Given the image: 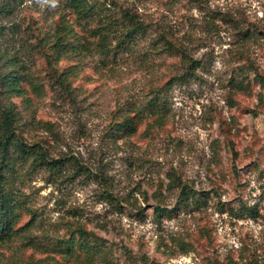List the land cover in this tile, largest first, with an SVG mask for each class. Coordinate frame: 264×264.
I'll return each mask as SVG.
<instances>
[{
    "label": "rangeland",
    "instance_id": "1",
    "mask_svg": "<svg viewBox=\"0 0 264 264\" xmlns=\"http://www.w3.org/2000/svg\"><path fill=\"white\" fill-rule=\"evenodd\" d=\"M86 2L81 19L68 0L0 6L20 131L64 164L16 167L32 215L0 264H65L44 252L77 223L111 264H264V0ZM125 13L145 32L117 45Z\"/></svg>",
    "mask_w": 264,
    "mask_h": 264
},
{
    "label": "trees",
    "instance_id": "2",
    "mask_svg": "<svg viewBox=\"0 0 264 264\" xmlns=\"http://www.w3.org/2000/svg\"><path fill=\"white\" fill-rule=\"evenodd\" d=\"M1 1V0H0ZM3 4L12 5L23 0H3ZM70 7L75 10V13L81 19L86 15L87 2L86 0H68ZM1 3V2H0ZM127 22L117 31H120L121 40L117 45L124 44L125 41H133L138 35L145 32L143 25L135 20L129 13L124 16ZM109 24V23H108ZM107 24V25H108ZM106 26V25H102ZM100 34V40L105 37ZM173 47L172 44H169ZM74 47V46H70ZM69 49V48H68ZM184 60V56H182ZM15 64L11 67H18ZM198 64L193 65L187 76L181 77L180 80H187L195 77V71L198 69ZM24 77L18 70H13L0 77V242L5 243L21 235L25 227L18 228L23 213L31 214V210L27 207L26 202L19 197L15 192L14 186L18 180L19 174L16 172L18 164L25 165L32 161L35 166L42 167L45 165L51 171H59L63 168L62 160L49 161L46 154L42 151L36 150L35 147L28 144L20 131V118L12 98L25 97V89L23 88ZM238 85V84H237ZM29 101V100H27ZM127 127L132 130L136 127V123L131 118L117 126L118 131H123ZM130 130V131H132ZM186 192L185 189H182ZM189 201V199L187 200ZM251 217L258 215L257 210H248ZM155 214L159 218L169 217L171 212L168 210L156 207ZM34 216V215H33ZM46 254L57 255L62 258L65 264L79 263L81 258L87 264H95L98 260L111 264L114 255L113 250L106 244V242L80 223L69 236L59 239L51 246V250H45ZM56 264L58 260H53Z\"/></svg>",
    "mask_w": 264,
    "mask_h": 264
}]
</instances>
